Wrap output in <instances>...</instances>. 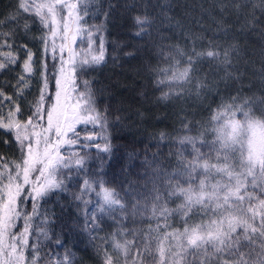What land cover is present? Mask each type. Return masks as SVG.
Wrapping results in <instances>:
<instances>
[{
  "label": "snow or ice",
  "instance_id": "1",
  "mask_svg": "<svg viewBox=\"0 0 264 264\" xmlns=\"http://www.w3.org/2000/svg\"><path fill=\"white\" fill-rule=\"evenodd\" d=\"M228 6L221 4V12ZM231 6L239 14L246 4L235 0ZM257 7L264 12V0L253 5L250 15L254 16ZM88 13L89 8L82 0H19L16 11L6 21L0 20V74L15 73L12 79L0 82V143L14 147L19 153L14 160L0 156L3 161L0 163V264H40L39 237L48 238V217L38 213L37 205L67 191L66 182L74 172H83L86 163L87 153L81 155L79 150L62 149L79 146L81 150L95 148L110 152L107 140L103 148L99 143H89L97 137L87 131V125L104 127L107 119L97 108L91 82L82 79L91 65L104 61L105 54L102 39L98 48L93 49L94 32L99 33L102 26L85 27ZM152 23L147 15L135 19L141 32L143 26ZM34 28L39 35L31 36L30 46L29 34ZM80 36L87 37V46L77 52L73 45ZM189 38L192 39L190 50L180 46L170 48L166 55L171 63L167 68L155 70L159 76L171 74L173 80H184L190 85L185 91L197 98L210 88L206 78L194 75L196 65L205 58L218 61L228 79H239L228 72L235 67L233 58L239 53L236 44L221 48L214 34L207 49L197 51V40L202 37ZM37 43L39 47L33 51ZM181 62L187 67L177 76L173 70ZM164 83L163 79L157 80V84ZM168 95L165 93L164 98ZM179 95L182 93L177 98ZM28 96H32L30 102ZM230 100L229 104L219 105L222 110L212 117L217 123L212 128L215 139L211 144L205 140L198 146V137L187 135L180 141L182 145H191L190 158L179 151V167L166 174L169 182L163 194L153 188L151 211L157 226L148 229L143 247L137 246L136 257L130 256L131 241L120 243L115 239L117 233L112 240L116 258L101 249L104 264H120L121 253L125 264L129 259L131 264H169V259L171 264H177L178 260L183 264H264V122L252 120L250 112L245 110L254 101L241 103L240 95ZM259 103L264 104V99ZM238 112L243 115V121L236 118ZM77 125L85 128L77 131ZM257 127L261 130L259 135ZM200 135L207 136V128ZM202 146H207L209 151L203 152ZM88 190L96 191L101 214L125 211L122 198L106 188L102 179L84 180L82 191ZM73 198L81 200L82 196L74 194ZM173 198L181 203L169 208L168 201ZM29 203L31 212L26 208ZM139 207L133 206V215ZM144 210H148L146 206ZM174 215L183 219L182 231L163 232L153 240L152 233L163 231L159 221H164V228L172 227L168 220ZM194 215L207 219L192 222ZM102 218L91 213L85 228L94 232ZM34 235L36 242L32 240ZM173 241L175 249L171 246ZM55 243L63 246L59 237ZM46 255L49 264H53L52 254ZM190 255L196 259L189 261ZM55 264H70L68 254L63 260L56 256Z\"/></svg>",
  "mask_w": 264,
  "mask_h": 264
},
{
  "label": "trees",
  "instance_id": "2",
  "mask_svg": "<svg viewBox=\"0 0 264 264\" xmlns=\"http://www.w3.org/2000/svg\"><path fill=\"white\" fill-rule=\"evenodd\" d=\"M251 1L240 0L241 4H246V7H242L243 11L240 16L241 18L246 16V22L251 23L252 29L264 30V12H261L259 7L255 9L254 16L248 15L247 9L250 8ZM82 2L86 3L89 8L85 27L102 26L95 38L97 40L102 39L106 48V62L98 67L91 65L90 70L82 77V79L91 82V87L96 93L97 108L102 115L107 117L104 127L87 125V131L94 133L97 137L89 143H99L103 148L107 140L110 152L105 153L95 148L81 150L79 146L75 149L68 146L62 149H70V152L79 150L81 155L87 153L85 172H74L71 179L66 182L67 191L54 194L48 198L47 203L41 201L37 205L38 213L48 217V238L39 237L41 247L39 255L42 258L40 264H49V256L46 253H51L52 258L59 256L60 259H64L65 255L68 254L70 264H104L101 249L113 254L112 240L113 235L117 233L119 235H116L115 239L120 243H124L126 240L131 241L130 256L135 258L138 252L137 246L143 247L142 241H145L148 236V229H155L157 226V219L151 211L153 188L160 189L161 194H163L169 182L166 174L176 171L179 167L177 163L181 159L177 155L179 151L184 152V157L190 158L188 154L191 152V145L187 143L182 145L180 141L183 137L186 135L198 137V146L205 140L211 144L215 139L212 128L217 123L212 120L213 115L222 110L218 108L219 105L231 103L230 97L237 95L242 97L241 103L243 100L254 101L245 110L250 112L252 120L264 122V104L259 103L261 99H264V62L258 61L260 56L258 59L254 56V53L258 54L257 51L261 47L255 40V36L249 34L241 36L242 32L238 33L239 26L235 20L239 19L235 18L236 15L234 16L227 10L219 15L221 9L217 10L219 13L214 10L211 11V15L217 21L218 26L203 20L198 27H188L184 36L173 31L176 25L174 21L180 19L179 15L192 11L190 5L209 8V6H214L212 4H218L221 7V4H226L227 0H185V8L179 0H82ZM18 3L19 0H0V20L6 21L16 11ZM258 3L259 0H256L255 4ZM145 15L153 23L151 26H143L141 32V28L135 24V19ZM7 27L4 28L5 31H7ZM210 28L216 33L208 30ZM224 29L227 31L225 32ZM138 32L141 34L137 35ZM33 34L39 35L35 28L29 34V40ZM214 34L215 42L221 48L231 44L238 46V54L239 57L243 58V63L240 62L238 71L232 72V74L243 77L238 80H229L227 86L213 85L217 81L215 74L218 68L222 69L223 66L216 60L205 58L196 65L194 72L195 76L201 79L206 78L210 85V88L203 91L202 102L205 104L200 107L197 104L196 106L186 105L187 107H184L186 111L178 114L177 122L170 123L171 121L168 120L167 125L162 123L166 121L165 119L158 121V123L141 120L144 131L132 132L133 119L126 117V112L138 111L142 117L152 113L162 117L181 103L178 102L177 98L179 94L177 82L179 80H173L171 74L161 77L155 71L157 68L169 67L171 62L167 59L166 54L170 48L180 46L190 50L192 39L189 37L192 36L202 37L196 43V50L201 51L207 49L208 41L213 39ZM261 36L262 44H264V33ZM80 39H82L81 36L77 38L76 44L73 46L77 52L86 49L85 39ZM31 43L30 40V46ZM38 47L39 44L37 43L33 51H36ZM261 51L264 53V48H261ZM233 59L235 60V57ZM77 60L79 61V57ZM129 65H134L129 69L139 70L143 67L149 72L150 76L144 79L145 82L147 81L145 89H141L142 82L138 83L141 77L133 78L132 82V72L129 73V69L124 70ZM252 66L253 69H251ZM185 67L187 65L181 62L178 68L173 71L178 76ZM252 70L260 72L263 85L260 86L251 82ZM14 76L15 73L0 74V82L10 80ZM114 77L119 78L121 86L111 81ZM160 79H163L165 83L157 84V80ZM132 83L135 87L134 92L138 94L142 92V100L137 98L131 103L128 98L130 89L126 90L125 88L132 86ZM165 93H169L167 98H164ZM34 94L35 88H33ZM149 98L152 101H149ZM27 99L30 102L32 96H28ZM145 100L147 109H143L139 105ZM118 101L123 102L127 109L119 108L120 102ZM236 118L240 121L244 120L243 115L239 112ZM185 124H188L189 127L186 128ZM205 128L208 130V135H200ZM81 135L83 136L84 132H81ZM3 138L7 139V137ZM201 150L207 152L209 148L202 146ZM18 155L19 153L14 147H7L0 143V156H3L4 159L14 160ZM236 155L238 156V154ZM2 162L0 161V163ZM84 177L102 179L104 186L117 192L122 198V202L125 203V211H117L100 221L101 230L98 234L88 233V228H85L87 217L84 207L79 200L73 198L74 194L79 195L80 184ZM161 202L163 203V201ZM180 203V200L173 198L168 201L167 206L176 208ZM137 204L140 206L139 210L133 215V206ZM145 206L147 211L144 210ZM26 208L31 212L30 203ZM202 218L207 219L201 215H194L192 222L199 223ZM36 223H39V219ZM159 223L163 231L152 233L153 240L162 236L163 232H171L173 229L182 231L183 219L179 215H174L168 220V224L172 227L164 228L162 219ZM57 237L63 242L62 247L56 245L55 239ZM32 240L36 242L37 236L34 235ZM167 245L168 242H165V246ZM171 246L175 249L174 241L171 242ZM115 258V254H113V259ZM187 259L192 261L196 258L190 255ZM120 264H125L122 253L120 254ZM127 264H131V259L127 261ZM169 264H171L170 259ZM177 264H183V262L178 260Z\"/></svg>",
  "mask_w": 264,
  "mask_h": 264
},
{
  "label": "rangeland",
  "instance_id": "3",
  "mask_svg": "<svg viewBox=\"0 0 264 264\" xmlns=\"http://www.w3.org/2000/svg\"><path fill=\"white\" fill-rule=\"evenodd\" d=\"M179 2L181 3V5L184 7V3H185V0H179ZM235 2V0H227L226 4H228V8L226 9L228 12L230 13H233L234 16L236 15L235 18L239 19V20H235L236 21V24L237 26H239V29L237 30L238 33H241V36L242 35H247L249 34L250 36H255V40L258 41V43L260 44V47L261 48H264V44H262V36L261 34L264 33V30L260 29V28H257V29H252L251 28V23H247L246 22V16H244L243 18H241L240 16V13L243 11V9H241L240 13L238 14L235 10V8H233L231 5L232 3ZM256 0H252L251 1V4L249 5V9L248 10V15L251 17L252 15H250L251 13H253V6H252V3L253 5L255 4ZM191 3V2H190ZM193 3V2H192ZM186 4V3H185ZM189 5V4H188ZM214 5V6H213ZM186 6V5H185ZM213 7L209 6V8H205V7H192L190 5V10H192L190 13H186V14H182V15H179L180 16V19H177L175 20L174 22L176 23V25L174 26V33L176 34H179V35H183L186 34L187 32V28L188 27H192V26H200L201 23L203 22V20H206L207 22H210L212 25H217L218 26V23L217 21H215V18L211 15V11H214V10H219L221 9V7L217 4H212ZM192 8V9H191ZM217 13H219L217 11ZM219 15H222V12L219 13ZM121 16H123L121 14ZM168 24H170V21H168ZM95 26L97 25H94L93 29L95 28ZM210 30L212 33L215 32V30H212L211 28L208 29ZM216 33V32H215ZM98 35L94 32V35H93V40L95 41V43L93 44V49H97L98 48V44H99V40H97L95 37H97ZM82 39H85L86 41V44H87V37L86 36H81ZM102 38V37H100ZM80 39V40H82ZM187 39V38H185ZM255 46H259V45H255ZM136 48V47H135ZM261 48L258 49V54H255L254 51V56H256V59H258V61H260L261 63L264 62V53H262L261 51ZM104 49H105V54H104V61L99 63V64H95L93 66H100V65H103L105 63V60H106V48H105V45H104ZM137 50V49H135ZM264 52V51H263ZM235 60H236V63H235ZM235 60L233 59V63L235 65V67L233 68H230L228 69V72H237L238 71V68H239V63L242 62L243 63V58L242 57H239V54L238 56L235 57ZM134 65H129L128 67H126L124 70H128L129 68L133 67ZM253 69V66L252 68ZM257 70V69H256ZM129 73L132 72V82H133V78L136 79L138 76L141 77L140 80H138V83H141V89H145V85L147 84V81L145 82L144 79L148 78V76H150L149 72L146 70V69H143V67L139 70H135V69H129L128 70ZM215 76L217 77L216 78V83H214L213 85H217L219 87H221L222 85H226L228 83V81L231 79H228V76H227V72L225 71L224 67L222 69L218 68L217 70V73L215 74ZM235 76V75H233ZM243 76H239V78H241ZM251 82L254 83V84H257V85H263V83L261 82V76H260V72L259 71H254L252 70L251 71ZM179 81L181 82H177L179 84V94L182 93V95H179V98H178V102H181L179 103V105L175 106L172 110V111H169L167 112V114L163 115L162 117H158V116H155L153 113L152 114H147L145 116H141V114L138 112V111H132V112H126V117H130L131 119H133V123H132V132H141L142 129V123H141V120H143L144 122H157L158 121H163L164 119L166 120L165 122H162L164 124L167 125V121L170 120L172 123L173 121H176L179 119L178 117V114L181 113V112H185L186 108L184 107H187L186 105H195L197 104V106H203L205 103L202 102V98H203V92L201 93V95L197 98L195 97L194 95L192 94H189L187 93L185 90L187 88L190 87V85H188L184 80L182 79H178ZM235 80V79H234ZM112 82H114L116 85H120L121 84L119 83V78L118 77H114L111 79ZM137 81V80H136ZM184 82V83H182ZM135 87H133V83H132V86H128L126 87L125 89L126 90H129L130 91L128 92L129 96V100L130 102L132 103V101L134 99H137V98H140V100H142V97H141V94H138L137 92H134V89ZM132 90V91H131ZM140 96V97H139ZM147 101H148V98H147ZM149 101H152L151 98H149ZM120 102V101H118ZM146 100L145 101H142L141 103H139V105H141V108L143 109H147L148 106H146L145 104ZM183 102V103H182ZM175 103V102H174ZM157 104V103H156ZM176 104V103H175ZM183 104V105H182ZM119 108L125 110L127 109V107L124 106L123 102L119 104ZM178 110H177V109ZM177 112H176V111ZM149 111V110H147ZM167 115V116H166ZM159 118H161V120H159ZM167 122V123H166ZM141 123V124H140ZM160 123V122H159ZM216 125V123H215ZM78 126V125H77ZM144 131V130H143ZM257 131V134L259 135L260 133V129L259 127H257L256 129ZM249 180H251V177H248ZM84 188V181L82 182L81 186H80V191H79V195L82 196V199L79 200L83 207H84V211L86 213V217L88 215H90L91 213H95L97 216H100L102 215L103 218H106V217H109L110 215L107 213V212H104L103 214H101L100 210H99V205L97 204V201H98V197H97V194H96V191H92V190H88V191H82V189ZM98 191V189H97ZM102 203V201H101ZM100 221V220H99ZM99 221H98V226L96 227V230L94 231V233L98 234V232H100V228H99ZM88 233H92V231H89L88 229ZM63 260V258L61 259ZM52 261H53V264H55V258H52ZM69 262H70V259H69ZM48 263H49V260H48Z\"/></svg>",
  "mask_w": 264,
  "mask_h": 264
}]
</instances>
